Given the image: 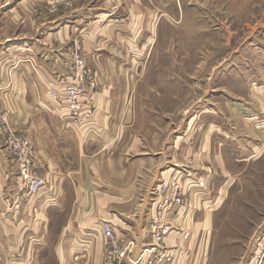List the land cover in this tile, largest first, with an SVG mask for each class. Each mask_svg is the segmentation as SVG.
<instances>
[{
  "label": "rangeland",
  "instance_id": "rangeland-1",
  "mask_svg": "<svg viewBox=\"0 0 264 264\" xmlns=\"http://www.w3.org/2000/svg\"><path fill=\"white\" fill-rule=\"evenodd\" d=\"M261 1L249 11L238 12L232 0H0L1 52L8 44L22 45L27 38L44 39L49 29L46 22L53 20L74 25L71 46L79 42L86 58L91 53L84 49L86 39L104 41L101 75L103 84L111 89L108 113L113 121L107 139L117 140L109 144L106 139L103 144L91 125L85 128L81 123L79 129L85 139L94 138L96 147L92 150L102 152L100 147L105 144L111 147L103 152L110 153L114 164L115 157L126 154L128 149L130 157L161 153L168 158V148L173 149L182 135V144L189 146L184 156L189 164L204 166L206 173L210 172L205 167L212 169L209 179L193 167L184 166L186 210L169 215L181 212L197 225L211 214L210 229L206 223L211 232L209 264H264V0ZM27 61L34 65L31 59ZM88 63L94 68L93 62ZM17 66L19 63L12 68ZM32 113L31 136L43 138L48 152H53L50 155L65 169H77L78 165L81 168L83 162L75 140L69 138L70 130L66 147L57 145L55 150L57 138L65 135L59 131V116L47 109ZM94 115L95 110L92 119ZM137 141L140 150L136 149ZM205 145L210 146V156L198 157L196 151ZM37 153L40 157L38 150ZM175 153L183 160L181 147ZM153 168L149 165V169ZM105 171L108 180L120 181L108 166ZM135 172L121 175L119 183L124 185V191L129 189L126 183L136 181ZM142 179H150L147 171ZM65 189L62 209L51 217V229L49 221L44 224L41 217L36 218L30 234L6 243L14 244L16 250L0 252V264H60L56 253L58 237L72 214L74 184ZM141 191L138 186V196ZM39 194L24 202L18 200L12 207H33ZM152 194L156 212L162 197L158 188ZM153 239L155 245L163 241ZM156 260L163 262L171 257L151 254L147 258L149 264ZM126 262L129 263L123 264Z\"/></svg>",
  "mask_w": 264,
  "mask_h": 264
},
{
  "label": "crops",
  "instance_id": "crops-1",
  "mask_svg": "<svg viewBox=\"0 0 264 264\" xmlns=\"http://www.w3.org/2000/svg\"><path fill=\"white\" fill-rule=\"evenodd\" d=\"M232 2L235 3V9L242 12L243 9L248 11L253 9L262 1L232 0ZM57 22L58 20L46 22L49 29L46 30L44 39L43 37L37 40L27 38L22 45L8 44L6 49L2 52L0 50V112H7L15 127L31 135L29 127L33 124L32 112L38 109L50 110L59 116L57 117L59 131L65 132V135L58 137L54 143L55 150L57 145L59 148L66 147L69 141L66 137L71 133L69 138L72 142L75 140L83 166L80 168L78 165L77 169H65L56 161L55 156H52L51 149H49L50 153L48 152L43 138L32 137L40 153V171L44 173L49 183L41 189L40 196L33 207L31 204L26 205L22 210H15L14 206L12 207V199L17 192L18 172L4 146L0 127V244L2 243L0 252L16 250L14 244L7 246L6 243L24 238L27 232L30 234L34 222H37L36 218L41 217L44 224L49 221L48 229L50 230L53 222L51 217L62 209L66 195L65 187L73 188L74 184L72 214L61 228L58 237L60 240L56 253L60 264H104L106 251L104 223H111L115 234L121 240L135 242L132 253L134 261L142 256L143 250L147 248L145 246L153 243L147 248H154L151 252L153 256L167 255L171 257V260L163 262L156 260L152 264H209L210 240L208 239L211 232L207 229L206 223H208L207 226L210 225L211 214H208L204 220L198 221L200 225H193L192 217H185L181 212L166 217V223L172 229L164 236L162 243L155 245L152 230L155 224L153 214L156 202L153 201L152 191L155 192L162 181H168L175 175H182L186 170L184 166L193 167L194 171L207 175L209 179L212 169L205 167L210 172L206 173L204 166L199 168L189 164L190 162L184 157L188 155L189 146L182 144L184 140L182 135L178 136L177 141L172 145L173 149L168 148V154H166L169 155L168 158L161 153L156 156L145 153L144 156L130 157L131 149H128L126 154L119 153L115 157L114 164L110 153L103 152L110 151L111 147L107 148L105 144L100 147L102 152L92 150L96 147L92 141L94 138L85 139V135L81 134L79 128L91 125L93 132L101 136L100 142L104 144L110 135L113 123L108 113L111 89L110 86L103 84L101 75L105 64L102 54L104 41L100 38L84 41L85 51L91 52L87 54V58L89 57V62L94 64L92 68L98 76L100 86L95 99L94 118L91 117L82 124L76 123L66 116L68 112L66 107L50 96L51 91L60 92L67 83L72 82L75 74L71 56L74 25ZM15 50L24 51V53L16 55L13 52ZM29 59L35 66L27 61ZM17 63L19 66L12 68ZM250 87L255 90V85L252 84ZM50 88L53 89L50 90ZM248 102L252 101L248 100ZM72 130H75V133H72ZM115 140L117 139L114 137L107 139L109 144ZM138 142H136V149L140 150L138 148L141 145ZM204 143L205 139L202 145ZM180 147L183 160L175 153ZM196 153L198 157L202 155L204 158L209 157L210 146L205 145L203 150L200 148ZM149 165L154 166V170L149 169ZM105 166L120 176L118 178L120 181H122L121 175L125 176L130 171L136 170L135 173H138V176L134 183L125 184L129 189L124 191V185H120V181L114 182L107 179ZM146 171L150 176L149 180L142 179ZM186 183L188 184V180ZM138 186L142 189L139 196L137 195ZM103 188H109L111 191L102 192ZM151 202L153 208L152 206L150 208ZM190 211L188 209V212ZM147 254L136 264H149ZM125 264L135 263L126 262Z\"/></svg>",
  "mask_w": 264,
  "mask_h": 264
},
{
  "label": "built area",
  "instance_id": "built-area-1",
  "mask_svg": "<svg viewBox=\"0 0 264 264\" xmlns=\"http://www.w3.org/2000/svg\"><path fill=\"white\" fill-rule=\"evenodd\" d=\"M72 62L74 64V80L67 83L60 92L51 91L50 96L68 110L66 116L74 122L83 123L93 116L95 99L98 93L99 80L96 72L89 65L87 58L80 48L79 42L72 47ZM0 127L3 134L4 146L18 172L16 195L12 205L18 200L24 202L39 194L47 184V178L40 171L41 161L37 153V146L29 133L15 127L7 112H0ZM189 173H186L188 176ZM185 178V176H184ZM183 175H175L168 181H163L158 187L161 198L153 217V237L159 243L172 229L166 223V217L175 211L186 210L185 188ZM103 233L106 239L104 264H123L124 261L138 263L140 258L150 256L152 249L144 250L142 256L134 261L132 253L134 241H123L115 234L111 223H104Z\"/></svg>",
  "mask_w": 264,
  "mask_h": 264
}]
</instances>
